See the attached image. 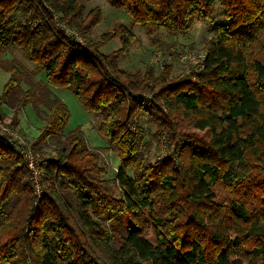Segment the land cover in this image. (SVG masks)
Listing matches in <instances>:
<instances>
[{"label":"trees","instance_id":"obj_1","mask_svg":"<svg viewBox=\"0 0 264 264\" xmlns=\"http://www.w3.org/2000/svg\"><path fill=\"white\" fill-rule=\"evenodd\" d=\"M107 2L172 35L198 14L214 36L198 72L172 78L165 65L139 77L117 65L129 33L110 54L87 39L100 13L83 17V0H0V54L20 50L45 85L101 115L97 131L119 159L115 195L77 126L40 159L37 197L15 141L0 135V264H264V0ZM21 73L11 67L0 105ZM33 97L25 91L16 113ZM48 109L33 149L70 118L57 98ZM143 115L166 139L168 155L154 162L137 151ZM148 224L154 243L143 236Z\"/></svg>","mask_w":264,"mask_h":264},{"label":"rangeland","instance_id":"obj_2","mask_svg":"<svg viewBox=\"0 0 264 264\" xmlns=\"http://www.w3.org/2000/svg\"><path fill=\"white\" fill-rule=\"evenodd\" d=\"M83 7V17L94 9L100 13L98 24L86 37L89 41L99 44L101 53L110 54L118 50L129 37L128 33L130 34V45L118 58L117 65L120 69L137 73L139 77L147 68L152 69L157 75L162 72L165 65H169L172 78L198 72V66L205 52L204 47L214 36L211 25L198 14L194 15L192 24L186 32L172 35L163 29L140 27L123 10L110 7L107 0H83ZM13 19L19 20L18 13ZM212 19L216 23L222 22V9L217 2L212 8ZM67 30L69 33H74L71 29ZM106 35L108 36L103 41ZM14 64L21 66L22 73L19 88L0 105V135L6 134L13 141L27 148L33 156L35 161L33 168H35L40 163V159L53 153L57 141L64 140L68 132L79 126L88 149L98 155L97 164L104 171L101 178L106 181L112 192L118 195L119 189L114 182V175L119 159L115 148L109 145L105 137L97 131L101 115L85 112L71 90L45 85L44 74L37 72L23 53L14 48H8L0 54V95ZM29 88L34 95L32 102L27 103L20 112L16 113L17 103ZM53 98L59 99L67 106L70 118L56 139L33 149L32 143L44 126L50 113L49 102ZM138 123L142 129L138 141V155L150 162L168 155L166 139L158 134L155 124L145 115L139 117ZM128 173L131 175V170H128ZM123 223L126 225L125 220ZM143 236L154 243L149 224Z\"/></svg>","mask_w":264,"mask_h":264},{"label":"built area","instance_id":"obj_3","mask_svg":"<svg viewBox=\"0 0 264 264\" xmlns=\"http://www.w3.org/2000/svg\"><path fill=\"white\" fill-rule=\"evenodd\" d=\"M16 149L20 152L23 160L25 161L28 169L31 171V179L34 187L35 194L37 197H39L42 193V190L40 188V174L42 172V168L37 164L35 168H33L35 161L33 159V156L27 148L22 147L19 143L15 142ZM37 168V169H36Z\"/></svg>","mask_w":264,"mask_h":264}]
</instances>
